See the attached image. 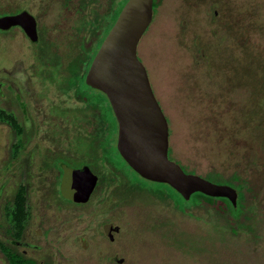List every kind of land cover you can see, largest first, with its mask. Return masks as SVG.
Listing matches in <instances>:
<instances>
[{
    "label": "rangeland",
    "instance_id": "rangeland-1",
    "mask_svg": "<svg viewBox=\"0 0 264 264\" xmlns=\"http://www.w3.org/2000/svg\"><path fill=\"white\" fill-rule=\"evenodd\" d=\"M156 1L137 55L168 122V157L185 172L214 183L228 184L220 176L247 180L245 215L238 220L225 216L227 224L220 201L200 206L192 198L183 200L172 195L166 183L142 178L124 165L117 175L115 169L99 166L101 181L86 205L54 206L50 184L58 164L72 168L84 161L91 165V144L84 128L89 113L86 99L102 100L100 94L85 88L70 98L67 77L60 74L85 33L79 29L80 20L92 18L93 8L100 11L106 5L79 9V0H0L2 9L21 4L33 13L41 31L48 30L40 45L44 60L39 66L43 69L40 80L46 85L31 78L27 85L40 96L29 106L34 117L47 120L51 108L54 125L40 126L45 132L36 136L39 129L32 120L23 131L24 141L36 136L29 148L39 143L62 152L72 150L80 157L75 162L53 157L49 167L54 175L46 168L43 178L37 176L36 160L30 169L31 161L26 160L16 178L15 166L2 171L7 131L0 126V190L6 189L7 200L17 179L27 183L28 235L41 246L36 257L49 264H264V0ZM32 60L21 31L0 35V68L15 70L17 83ZM33 94L19 87L17 95L9 96L10 107L18 108L16 99L22 105ZM63 102L84 110L66 108ZM57 128L58 147L50 143ZM97 154L102 161L100 149ZM91 169L97 172L94 166ZM53 182L58 181L53 178ZM122 184L145 189L123 204L111 195L113 186ZM157 188L171 193L172 200L159 201L147 190ZM53 193L64 202L58 184ZM226 212L235 213L227 208ZM108 222L117 227L111 240L105 233ZM42 230L48 235L42 237ZM0 264H7L1 253Z\"/></svg>",
    "mask_w": 264,
    "mask_h": 264
},
{
    "label": "water",
    "instance_id": "water-1",
    "mask_svg": "<svg viewBox=\"0 0 264 264\" xmlns=\"http://www.w3.org/2000/svg\"><path fill=\"white\" fill-rule=\"evenodd\" d=\"M152 16L153 0H126L93 56L85 81L106 95L117 122V150L138 175L168 184L184 199L198 191L235 204L234 188L187 173L168 157V122L137 55L138 42ZM17 24L36 39L35 20L28 12L0 17L2 29ZM70 174L76 194L72 198L86 201L97 176L87 167Z\"/></svg>",
    "mask_w": 264,
    "mask_h": 264
},
{
    "label": "flooded vegetation",
    "instance_id": "flooded-vegetation-1",
    "mask_svg": "<svg viewBox=\"0 0 264 264\" xmlns=\"http://www.w3.org/2000/svg\"><path fill=\"white\" fill-rule=\"evenodd\" d=\"M120 1L121 0H115V4H114L115 10H116L118 4L120 3ZM153 3H154V0H153ZM10 6H11V8L6 9L4 11V13L0 14V17L3 15L17 14V13H20L22 11L28 12L35 20V29H36V36L37 37L34 40L31 39L27 35V33L25 32L24 28L19 24L12 25V26L5 28V29L0 28V35L10 33L11 31H14V30L21 31L24 34V37L26 39H28L29 49L31 52V56L33 57V60L27 66V73H22L24 77H21L23 80L20 83H17V81L14 78L16 75V72H14L15 70L0 68V126H5L6 131H7L6 132L7 135L5 137L6 142H4V145H3L4 151H2L4 153L3 161H5L6 163H5V168L4 169L1 168V169H2V171H6V168L8 170L10 168V166H15V171L17 172L16 173V178H17V174L20 173V171L24 167V165H23L24 161H26V160L31 161L30 164H28L29 165L28 167L30 169L31 164L33 163V160L35 159L37 164H38V165L36 164L38 167V172H40L39 175H37V176L42 177L41 174H43V177H44V175H47L44 172L46 168H48L50 170L51 176H53L54 171L51 169V167H49V163H51L50 161L53 157L57 156V158L61 157V159L63 157V158H67V159L74 161V162L80 161V157H79V155H77L72 150L62 152L61 150L60 151L55 150L54 148H52V146L41 147L39 145V143H37L35 146L33 145L31 148H29V145L31 144L32 140L34 138H36V136H39L45 132L44 131L45 127L42 129V127H40V126H43L46 124H49V126H53L54 125L53 121L55 120L54 115L51 114V108L48 109L49 112H48V116H47L48 119L47 120L42 121V120L36 119L34 117V115L32 114V110L29 108V106L32 105L33 102L37 101V100H35V97L40 98V96H36V92L38 91L36 88L30 86V83H29V85H27V78L29 80L31 78L32 80L39 82L42 86L46 85L45 83L41 82V80H40L41 72L43 69L40 71L39 66L42 64V60H44V54H42V51H41L42 47L40 45H42L43 42L46 40L45 37H46V32L48 30L44 29V31H41L38 27L37 20H36L35 16L33 15V13L30 12L28 9L21 7V4L16 3L14 5H9V7ZM13 7L14 8L17 7L18 10L16 9V11H15L13 9ZM153 8H154V6H153ZM89 32H88V35H89V37H91V39H89L88 36L86 37V38H88V41L86 42L87 47L92 46V34ZM39 47H40V49H39ZM68 65H69V62L65 65L66 67L63 69V71L60 72V74L64 78L67 77L68 81H67L65 88L67 89V91L70 92V94H72L69 97L74 99L75 98L74 94L78 90H76V87L72 88V87H69L68 85L71 83L69 81V78L73 75L76 76L77 73H72V72L68 71ZM89 66H90V64H89ZM87 71H88V69H87ZM87 71H86V73H87ZM86 73L84 74V82L85 83H86V81H85ZM19 87L24 88V89L27 88L29 93H31V95L33 93L34 94L31 97H28L26 99L24 98L22 101L23 102L22 105L18 99L15 100L13 98L18 105V108L15 109L14 107H10L11 102L9 100V96L17 95L18 91H19ZM42 89H43V87L39 90H42ZM85 90H88V89H85ZM7 95H8V97H7ZM52 98H54V97H52ZM75 101L79 102L80 100L77 99ZM107 101H108V99H107ZM91 102L92 101L89 100V104L87 105V110L89 111V113H86L85 118H84L85 119L84 128L86 129V132L88 133V138H89V141L91 144L90 150L92 152V156L90 157V159H88L89 160L88 162H91V165H90V163L88 164L84 161H81V162L75 164L72 168L66 167L65 166L66 164H64L62 162L60 164H58L59 171L57 173H55L56 174L55 176L52 177V181H51L52 184H50V186L52 187V199H54V206L58 205V206H70V207L79 208V207H82L83 205H86L87 203H89L91 201V198L96 193L98 186H99V183L101 181L99 166L104 165L107 168L110 167L108 162H105L104 160L99 161V159H98L99 155L97 154L96 150L93 148V142H94L93 136H95V134H96L97 138H103L104 134H102V132L100 133V130L104 129L105 126L108 125V122L101 120L102 123L104 122L102 124L99 122V119H98L99 117L92 114V112L95 113V111H97L98 109L97 108L94 109ZM107 103H109V101ZM107 103H105V104H107ZM63 104L65 105L66 108H69V109L84 110V109H81V107L75 108V107H71V105H69V104L66 105L65 102H63ZM94 119L96 121L95 123H93ZM32 120L34 122H36L39 131H38V134L36 136L32 137V139H30L29 142H25L24 141L25 139L22 136L23 131H25L28 128L29 123L32 122ZM91 124H92V126H91L92 129L90 130L88 128V125H91ZM115 125H116V130H115V135H113V136L115 137L114 138L115 139L114 144L116 146L117 122ZM58 128H60V127H58ZM58 128H57V132H56V129L52 132V133H54V135L51 136L53 138L51 140V141H53V143L50 142L52 145L54 144L57 147H58L57 139L60 135V133H59L60 130ZM168 132H169V129H168ZM100 134H102V135H100ZM75 157H77V158H75ZM0 165H1V163H0ZM40 165H41V167H40ZM91 166H94L96 168L97 172H94L91 169ZM84 167H87L94 175H96L97 180H96V184H95L91 194L89 195L88 199L86 201H76L72 198V195H76V194L71 187L72 183H71L70 171L74 170V169H83ZM32 171H34L33 167H32ZM30 172H31V170H30ZM117 174L115 173V175H117ZM262 174H264V172H262ZM53 178L56 179V182L58 181L57 184H58L59 188L65 194L64 202L56 200V198L54 196L53 190L57 191V184H55L53 182ZM232 182L234 185L226 184V183H224V184L229 185L235 189V191L237 193L235 204H233L228 198H226V197H223V198L228 199L233 204V206H235L237 204V198H238V194H239L238 187L236 186V184H241V185H244L246 187V189L244 188V190H245L244 205H245L246 190L249 188L248 181L247 180L246 181H240L235 176V178L233 179ZM26 184H27L26 182H22V183L18 182V179H17L15 181V183L13 184L16 187L15 188L12 187V190H13L12 194H11L10 198L7 200L5 199V196H3V193L6 191V189L2 188L0 190V235L2 236V237L0 236V239L2 241H4L6 243V245L8 247H10V249L16 250L19 254H21L25 258L32 260L33 263H35V264H49L48 262L45 261L44 258L36 257L35 254L40 253V251L42 250L41 246L34 239L33 240L30 239V237L28 235V229H29V223H30L29 215H28V212H29L28 208H30V206H28V202H29L28 201V189H27ZM218 184H223V183H218ZM21 186L24 187V195L26 198L25 210L27 212V216L25 217V219H23V221H24L23 226L18 229V227L16 226V219L13 218L12 216H7V215L5 216L4 212L6 211L7 206L12 202L16 190ZM216 201H220L223 205L225 203L224 201H221V199L216 200ZM118 202L121 203L119 200H118ZM123 204H125V203H123ZM127 204H129V203H127ZM116 230H117V227L114 226L111 222L106 223L105 233L110 238V240L113 239L112 232L113 231L116 232ZM44 233L47 234L46 230H42V232L40 233L42 237H44L43 236ZM1 255H2V253H1ZM2 257H3V255H2ZM122 260H123L122 258L118 259L119 262ZM4 261L7 262V260L5 258H4ZM7 264H8V262H7Z\"/></svg>",
    "mask_w": 264,
    "mask_h": 264
},
{
    "label": "trees",
    "instance_id": "trees-1",
    "mask_svg": "<svg viewBox=\"0 0 264 264\" xmlns=\"http://www.w3.org/2000/svg\"><path fill=\"white\" fill-rule=\"evenodd\" d=\"M126 0H121L120 3L118 4L116 10L114 8L115 0H79V9H83L85 5L88 4H100V5H105L104 10L98 11V8H93L95 13L93 14L92 18H82L80 20L79 24V29H81L84 33V35L81 34L80 40H79V45L77 46V49L75 50V53L71 56V60L69 61L68 65V71L72 73H77V75H73L69 78V81L71 82L68 86L69 87H76V90L80 89H88V90H94L96 93L100 94L102 96V100L94 101L91 99V97H87V101L91 100L92 101V106L94 109H98L95 111L94 115L98 116L99 122L106 121L108 122V125L105 126L104 129L100 130V133L104 134L103 138H97L96 134L93 136V148L96 150V152L100 151L102 152V161L104 160L105 162H108L110 171L116 170L117 173L123 170V168L120 165H124L131 171H133L135 174H137L132 168L129 167V165L124 161V159L121 157L119 154L114 141L115 137V130H116V120L112 111V108L109 103H107V97L106 95L101 92L98 89L92 88L89 85H87L84 82V74L86 73L89 64L91 63V60L93 56L95 55L99 45L101 44L103 38L109 31L110 27L114 23L121 7L125 3ZM157 4V1L154 0L153 6L155 7ZM13 9L16 11L17 7H13ZM6 9L0 8V14L4 13ZM18 10V9H17ZM11 11V10H10ZM104 26V28H103ZM103 28V29H102ZM100 29V30H99ZM90 31V32H89ZM92 34V46L87 47L86 46V34L87 33ZM81 50V52H80ZM87 52V54H86ZM87 91V90H86ZM86 93V92H84ZM94 96V95H93ZM107 103V104H105ZM100 109L102 111L100 112ZM103 117V118H102ZM104 123V122H103ZM102 123V124H103ZM105 125V124H104ZM99 132V131H98ZM97 132V133H98ZM114 133V134H113ZM100 134V135H102ZM112 173V172H111ZM116 173V174H117ZM115 174V173H114ZM220 176V174H218ZM222 179L226 180L229 183H233V179L235 178L234 175L229 176L228 178H224L220 176ZM158 183V182H156ZM128 186V185H127ZM125 186L122 184V186H113V189L111 190V195H114L118 198V200L121 203H129L130 200L136 196V194L140 193L141 190H144V187L136 186V185H129V187ZM168 187H170L172 191V195L176 194L179 198L183 199L184 198L171 186L167 184ZM238 187V198H237V204L233 206V204L226 198L223 197H213V196H208L205 195L201 192H194L190 195L188 199L193 200L194 203L198 202L200 206H202L203 202L207 203H214L216 200L221 199L224 201V216H221L222 219L226 221L228 224L225 216L227 218L235 219L238 220L240 217L244 216V209L246 206L244 205V200H245V190L246 187L241 184H236ZM150 193L154 194L159 201H167V200H172L171 193L167 194L164 193L163 190L161 189H147ZM25 195H24V187H19L14 195V198L12 202L7 206L6 211L4 212V215L6 216H12L13 218L16 219V226L21 228L23 226V219L27 216V212L25 210L26 204H25ZM173 206L176 208V205L173 204ZM195 206H198L197 204ZM226 208L232 211H235L233 216L229 213L226 212ZM217 209H215V212ZM182 212V211H181ZM226 224V225H227ZM228 226V225H227ZM0 252L2 253L3 257L7 260L8 264H35L33 263L32 260L25 258L21 254H19L16 250L10 249L6 245L4 241L0 239Z\"/></svg>",
    "mask_w": 264,
    "mask_h": 264
}]
</instances>
